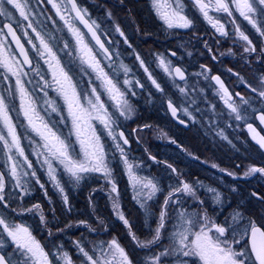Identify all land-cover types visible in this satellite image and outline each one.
<instances>
[{
  "label": "snow or ice",
  "instance_id": "6c2138e0",
  "mask_svg": "<svg viewBox=\"0 0 264 264\" xmlns=\"http://www.w3.org/2000/svg\"><path fill=\"white\" fill-rule=\"evenodd\" d=\"M45 3L52 5L73 38L74 43L71 47L67 41H62L63 46L58 49L71 58L67 68L57 55V50H54V44H59L61 41L51 33L43 34L34 27L33 18L43 15V13L34 11L29 0H0V17L16 23L17 28L24 36L28 37L27 43L35 50L37 56L44 60L51 71V80L49 81L44 78L38 68L33 69L39 75L40 81L43 82L38 86L40 92L44 93L41 99L47 105L44 109L45 115L58 113L61 120L66 119L55 100L49 99L47 96L46 89L54 87L66 106L71 125L67 134H64L58 130L55 122L49 123L39 115L36 98L28 91L22 79L29 75L28 72L23 71L24 66H31L33 61L17 35V29L13 28L11 22L4 24L3 27H0V68L5 70V80L8 79L7 73L16 79L15 88L9 85L5 89L7 96L0 93V159H3L8 169L7 175L13 181V189L19 190L26 196L33 190L30 185L35 183L47 196L45 183L41 182L33 161L26 155L22 136L13 119L12 101L18 95L20 105L17 115L22 114L27 121V128L31 129V132L35 133L39 140L32 139L27 131L24 136L34 146L33 155L36 156L40 168L44 170L47 183H50L59 194L65 211H72L68 190L80 187L92 174H99L108 186L106 189L102 187L100 190L107 191L113 215L125 226L135 248L145 254L139 264H264V226H262L264 219L261 223H257L251 215H246L243 202L238 203L220 222H217L224 206L230 203L229 197L225 196L220 189L211 185L206 186L199 179L191 181L185 179L180 170L167 162H165V167L168 178L169 180L175 179V184L165 185L163 178L158 175L139 174L142 170L140 165L129 159L125 148L126 145H129V139L119 128L122 120H131L136 114V110L128 98L129 95L136 96V91L132 90L133 87L144 90L145 85L140 83L139 79H129L132 69L123 61L114 65L112 62L113 53L101 39V35H107V33L101 32V25L92 18L87 7L81 6L77 0H36V7ZM150 3L165 30L193 29L195 27L194 18H190L186 14L184 0H150ZM192 4L215 30V33H218L222 38L229 37V29L226 23L210 15V12L214 10L216 13L226 14L227 23L231 25V33L234 37L233 44L241 45L245 54L251 55L257 52L255 44L241 29L234 13H238L260 37H264V28H262L264 25V0H192ZM15 12L19 13L18 18L14 16ZM106 15L114 22L115 18L111 10H106ZM79 25H83L87 29L88 37ZM4 29H7L6 33ZM28 29L35 33L36 39L39 41L38 45L29 36ZM114 31L124 38L125 43H128V37L118 23H114ZM9 36L15 41V45L19 49L18 55L23 58L22 62L17 59V54L10 51L11 45L7 43ZM89 41H94V44ZM261 43L264 45V40ZM129 47H131L130 44ZM94 48L97 50L94 51ZM73 52L77 54L74 57L72 56ZM226 54L234 55L231 49L227 53H220L221 56ZM175 55V52L170 53V56ZM100 56L110 61L109 71H105ZM259 56L264 57V46L260 48ZM135 57L140 67L143 68L150 85L160 93L161 106L166 107L173 117H176L178 113H183L190 122L198 123L194 113L202 114V110L199 107L192 108L197 99H203L209 104V109L215 111V105L207 101L205 89L199 87V78L201 77L208 82L209 88L214 89L213 95L223 102L228 109L229 116L234 117L235 120L245 119L241 115V111H247L253 103V100L236 93L235 95L240 99V103L237 104L221 76L211 74L212 69L207 65H201L199 72L188 74L181 66L174 65L165 54L155 53L153 59L156 67L162 69L171 86L179 93L174 102L149 71L148 65L140 54L135 53ZM212 59L215 60L216 56L213 55ZM77 61L81 66L86 65L95 73L94 80L88 81L90 87L82 91H78V82L74 81L73 76L70 75V72L73 71L71 65ZM80 70L85 71L83 67ZM227 71L231 73L232 69H227ZM87 74L85 71V75ZM121 74L124 76L122 81L119 79ZM132 75L134 76V73ZM190 76L196 78L197 82L189 84ZM235 76L242 84H246L252 93L256 94L255 100L264 105V73L257 78L255 87L247 84V81L239 73H235ZM96 81L99 82L98 85L95 83ZM180 82L183 83V86ZM121 84L126 86L123 90ZM101 92L112 102V111H109L101 99ZM151 102L152 94L149 92L146 103ZM190 108H192L191 111ZM261 112L259 119L264 122V108L261 109ZM93 121L99 122L103 134L111 139L112 147L120 154L134 193L133 200L136 201L144 217L147 234L143 237L133 231L132 223L123 211L120 203V190L113 178V169L110 166L109 153L106 151L101 133L97 132ZM180 123L185 124V120H180ZM152 127L151 124H144L133 131L151 130ZM247 127L259 148L264 149V136L257 133L251 124H248ZM216 128L218 129L216 134L227 140L224 130L219 129L218 125ZM166 137L167 133L161 130L160 138ZM172 143L175 141L173 140ZM189 155L192 154L189 153ZM112 157H115V152L112 153ZM149 158L160 163L155 156L150 155ZM194 158L199 159V157ZM212 167L216 168L218 165L213 164ZM220 171L226 170L220 169ZM227 174L229 176L236 175L232 172ZM257 174L264 176V166L251 164L237 178H250ZM5 175V172L0 171V203L7 207ZM201 189L204 192L203 197L199 194ZM230 191L236 192L237 190L231 188ZM160 195H163V200L159 203L157 212L154 210L153 204L156 203ZM250 195L264 204V195L257 192ZM19 199L22 200L23 196H20ZM209 201L210 203H208ZM49 202L51 203L50 198ZM89 206L95 212L91 196L89 197ZM209 208H213L211 214ZM20 211L39 213L40 221L46 228L48 227L49 221L41 204L35 203ZM49 211L52 212V219L55 220V208H50ZM261 215L264 217V213ZM95 219L98 225L107 231V222L100 216H96ZM152 220H155L154 227L151 223ZM80 225L86 226L90 233L98 231L88 221L80 220L69 223L64 228H57L56 232L48 229V235L54 237L56 233H63L66 229ZM246 237L248 239L244 246L234 247ZM164 241L167 243L165 244ZM72 245L78 256L77 260H73L72 254L65 249L62 242L51 243L46 249V246L33 235L29 226L15 223L0 213V264H137V261L130 256L129 251L115 236L111 240L101 242H92L81 237L73 240ZM7 246L11 247V251L7 250Z\"/></svg>",
  "mask_w": 264,
  "mask_h": 264
},
{
  "label": "flooded vegetation",
  "instance_id": "af4514ba",
  "mask_svg": "<svg viewBox=\"0 0 264 264\" xmlns=\"http://www.w3.org/2000/svg\"><path fill=\"white\" fill-rule=\"evenodd\" d=\"M29 1H31L30 4L32 3V5L36 6V0ZM77 1L80 2L81 6L88 8L92 18L101 25V32L107 33V35H101V37L103 38L105 45L113 53L112 62L117 60L123 61L132 69V73H134L132 78L139 79L140 83L145 85L144 90L135 86L133 89L137 90L134 101L139 104L144 100V117L147 120L144 121L143 118L142 120L137 121L136 112L130 131L126 128L123 130L129 139V150L132 149L143 156L141 159H133L132 157L130 159L134 163L140 165L141 169H145V175L151 174L162 177L165 185L168 183H176L175 179L169 180L168 178V172L165 167V162H167L180 170L185 179L189 181L199 179L200 181H203L206 186L211 185L220 189L225 196L229 197L230 203L224 206L223 211L217 218V222H220L225 215L237 206L238 203L243 202L245 214L251 215L257 223H261L262 219H264L261 215V213H264V204H261L260 201L253 198L250 194L257 192L264 195V176L257 174L250 178L237 177L251 164L264 166V149L259 148L256 141L253 139V134L247 127L248 124H251L257 133L264 136V122L259 119L262 114L261 109L264 108V105L255 100L256 94L252 93L246 84H242L235 76V73H239L240 76L247 81V84H251L253 87L256 86L257 78L260 74L264 73V57L259 56V50L264 46L261 43V41L264 40V37H260L251 25L244 21L238 13H234L237 22L241 25V29L245 31L250 39H252L253 44H255L257 48V52L252 53L251 55L243 53L242 46L239 44H233L232 42L234 37H232L231 25L227 23L228 18L226 14L216 13L214 10L210 12V15H213L214 17L219 18L221 22L226 23V26L229 29V37L222 38L218 33H215V30L211 25L195 9L192 0H184V3L186 5V14L195 20V27L193 29L169 30H165L162 22L158 19L150 0H122V3L121 0H109L106 4L100 6H97L92 0ZM104 1L105 0H103V2ZM142 7L146 8L147 15H145ZM38 8L40 9V7ZM48 9L51 12L52 10H55L51 4L45 3L41 5V11L43 10L44 14H47ZM106 10L112 11L115 18L114 22L107 17ZM132 11H134L133 15H131ZM123 14H127V22L133 20L135 27L132 28L127 24H119V21L122 20L121 16ZM18 17L19 13L17 15V18ZM136 17L142 18L143 23L137 22ZM7 21L9 20L0 17V27H3ZM115 22L120 25L126 36L128 33L138 31L139 38H130L127 36L128 43H125L124 38L121 37L119 33L115 32L113 35L111 32L114 31V27L112 26ZM13 23L31 55L34 62L33 69L38 68V70L41 71V65L45 66L46 64L44 61L41 62L36 58L37 54L35 50L27 43L28 37L23 35V33L17 28L15 22ZM33 25L36 27L35 24ZM37 26L40 27L39 25ZM262 28H264V25H262ZM81 30L85 33L86 37L89 36L85 29L81 27ZM28 33L33 42L38 45L39 41L36 39L35 33H33L31 29H28ZM66 38L69 37L67 36ZM67 42L71 45L74 43L73 38L71 37ZM89 42L94 44L93 41ZM7 43H10L9 40ZM129 44L131 47H129ZM140 44H143L146 49L145 51H143L142 47H139ZM205 44H207V47H205ZM209 49H211V51H209ZM229 49L232 50L234 55H220V53H227ZM96 50L97 49L94 48V51ZM171 52H175L176 55L170 56ZM135 53H139L141 58L145 60V63L149 67V71L152 72L153 76L165 89V92L173 98L174 102L179 93L171 86L162 69L156 67L153 55L155 53L165 54V56L172 60L174 65L181 66L188 74L199 72L201 71V65H207L212 69L211 74L221 76V79L224 80L229 91L232 92L237 104L240 103V99L235 95L236 93H240L241 96L253 100V103L247 111H241V115L244 116L245 119L237 121L234 117H230L228 109L223 102L213 95L214 89L209 88L208 82L204 81L201 77L199 78V87L205 89L207 101H210L211 104L215 105V111H211L209 109V104L203 99H197L196 104L192 105V108L199 107L202 110V114L194 113L199 122L192 123L188 117L183 113H180L178 115L179 118L186 121L185 124H181L171 117L166 107L161 106L160 93L150 85L143 68L140 67L139 62L136 60ZM188 53H191V55H188ZM213 55L216 56L215 60L212 59ZM99 58L101 59V64L104 65L106 69V65H109L110 61L103 59L102 56ZM33 69L26 70L29 75L26 76L27 78L22 77V79L24 80V83H26V79L28 82L31 81V83H29L30 86L32 85L34 88L36 87L38 89V85L41 84V81L40 77L37 76V72L33 71ZM46 69L48 73H50L51 80V71L48 69V66ZM227 69H232V72H228ZM84 70L88 73L87 75H85V71L83 73L87 78L88 76H95V73H93L90 68H87V66H85ZM23 71H25V69H23ZM5 74V70L0 68L2 82H12L15 85L16 78L11 76L10 73H7L8 79L5 80ZM119 79L121 81V75ZM85 81L86 79H83V82ZM196 82V78L189 77V84H194ZM87 83L88 82H85L83 86L86 87ZM180 83L181 86H183V83ZM78 84L80 86L82 85L79 82ZM53 89L55 90L54 87ZM98 91H100V89ZM149 92L152 94V102L146 103ZM55 95L57 94L55 93ZM101 97L105 102V105L109 108V111H112V107L109 106L112 102L108 100L103 92H101ZM192 108L190 110H192ZM144 124H151L153 127L151 130L143 129L142 131H133L137 129L138 126H143ZM216 125L219 126V129L224 130L227 140L216 134L218 131ZM95 127L98 133H102L100 126ZM171 128H174L172 131L175 134L169 132ZM121 129L123 128H120V131ZM161 130L164 133H167L166 138H160ZM127 131L134 135V139ZM173 140L175 143H172ZM202 143L209 144V150H207ZM189 153L192 155L190 156ZM150 155L155 156L160 163L152 161L149 158ZM194 157H199V159H195ZM113 161L114 162L110 163L111 165L113 163L119 165L116 162V159ZM213 164L218 165V167H212ZM220 169H225L226 171L222 172ZM228 172H232L236 175L229 176L227 174ZM41 182L45 183L47 196H45L44 191L39 185L33 183L30 185L33 187V194L25 196L23 193L19 192L18 200L15 204L7 202L8 206L5 207L3 203H0V213H3L15 223H23L26 226H29L32 229L33 235H35L36 238L46 246V249L51 243L62 242L64 246H66L65 249L72 254L74 260L75 251L72 249V241L75 238V233H84L85 235H90L91 233L86 226H83L82 228L73 227L66 229L63 233H56L54 237H49L48 229L56 232L57 228H64L65 225L74 223L72 219L73 212L65 211L61 198L53 195L54 190L50 183H47L46 180H41ZM105 183L106 181L102 179L99 185L95 187H103L106 189L104 186ZM231 188H235L237 191L232 192L230 191ZM165 190L167 191V188ZM103 192L107 194L106 190ZM199 194L203 197L204 192L202 189ZM20 196H23L22 200L19 199ZM49 198L51 203L49 202ZM162 200L163 195H160L156 202L160 203ZM35 203L41 204L43 208L44 214L49 221L47 228L40 221L39 213L20 211L22 208L31 207V205ZM208 203H210V201ZM107 204L110 205L109 199L108 203H106V200L104 202V215L102 218L108 222V227H111L106 214L107 212L113 214V211L111 206L107 210ZM189 204H191V201H189ZM50 208H55V220L52 219L53 214L49 211ZM105 210H107V212H105ZM212 211L213 208H209L210 214ZM76 213L83 214V211L76 209ZM124 213L127 218L130 219L128 212L124 211ZM86 221H88L92 227L98 229L97 233L99 232L101 235L104 234L105 230L97 227L93 221ZM131 222L133 224L134 220H131ZM262 226H264V224H262ZM117 235L120 243L124 245L123 238L120 237L121 233H118ZM92 238L95 239V237ZM247 239L248 238L246 237L244 240H241L240 243L234 245V247L239 248L244 246L247 243ZM7 250L11 251V247L7 246ZM126 250L128 249L126 248ZM129 254L132 257L130 251Z\"/></svg>",
  "mask_w": 264,
  "mask_h": 264
},
{
  "label": "rangeland",
  "instance_id": "374dc122",
  "mask_svg": "<svg viewBox=\"0 0 264 264\" xmlns=\"http://www.w3.org/2000/svg\"><path fill=\"white\" fill-rule=\"evenodd\" d=\"M31 5H32V3H31ZM32 6H33V10L36 11L37 13H43V10L41 11V5L39 6L40 9L38 7H36L35 5H32ZM17 15H18V12H15L14 16L17 17ZM56 16H58V15L56 14L55 10H52V12H51L48 9L47 14L43 13V15H39L37 17H34L33 18V24L39 25L40 27H37V29L39 31H41L43 34L51 33L52 35L57 37L59 41H61V43H59V44H54V50H57V55L60 57L61 62L67 68L69 66V62H70L71 58L65 52L59 51L58 49L63 46L62 41H67V40L71 39V35L68 33L66 27H64V22L60 19L59 16H58V19H56ZM53 21H55V23H53ZM12 22H14V21H12ZM106 23H108V22H106ZM25 24H26V22H25ZM41 25H43V28H41ZM111 33L113 35L115 34L114 31ZM67 36L69 38H66ZM72 44L70 45V47L72 46ZM139 47H142L143 51L146 50L144 48L143 44H140ZM10 51L12 53H14L12 48H10ZM76 55L77 54L75 52L72 53L73 57ZM36 58L39 61L43 62V59L40 58L39 56H36ZM119 62H120V60L115 61L114 65L119 64ZM71 66L73 68V71L70 72V75L73 76V80L78 81L79 83L82 84L81 86L79 84H77L78 91H82L83 89H88L90 87L89 83H87L86 87H84L83 85L85 82H88L89 80H94V77L88 76V78H87L83 74L84 71L80 70L81 67L85 68L86 65L81 66L79 64V62L77 61L75 64H72ZM43 67L41 69L42 70L41 74L46 76L47 71ZM105 71H109L108 64L106 65ZM110 74H111V72H110ZM132 76H133L132 74H129V79H133ZM83 79H86V81L83 82ZM123 79H124V76H123V74H121V81ZM42 83L43 82L41 81V84ZM95 83L98 85L99 82L96 81ZM9 85H11L13 88H15V86L10 84V82H6V83L2 82V79L0 77V93H4L7 96V92L5 91V89L8 88ZM25 86L27 87L28 91L30 93H32V95L36 98V102L39 106L38 107L39 115L43 116L45 118V120H47L49 123L55 122V124L58 126V130L63 132L64 134H67V132L69 131L70 125H71V119H70V117H68L66 106L64 105V102H63L62 98L58 95V93L53 88H47L46 89L48 98L55 100L56 104L59 105L60 112L63 113V116L66 118L65 120H61L60 115L58 113H49L48 115H45L44 109L47 107V105H45L43 103V100L41 99L44 96V93L40 92L39 88L37 89L36 87L34 88L32 85L30 86V84L27 80H26ZM29 86H30V88H29ZM125 87L126 86L122 85V90ZM98 90H99V88H98ZM132 90L137 91L136 89H132ZM55 93L57 95H55ZM135 97L136 96L129 95L128 98H129L130 102L132 103V105L134 106V108L137 112V117H136L137 121H140L144 118V112H145L144 100L141 101L139 104H137L134 101ZM101 99H102V97H101ZM19 105H20L19 96L16 95L12 101V114H13L14 121L17 123V130L22 136V144H23V147L25 148V153H26V155L29 156V159H31L33 161L34 167L37 169V175L40 176V179L43 181H45V180L47 181V177L44 174V170L42 168H40L36 156L33 155V147L34 146L31 144L30 140L24 136V133L27 131L29 133V135L31 136V138L34 140H37V141L39 140V137H37L35 135V133H32L31 129L27 128V121L22 116V114L19 116L17 115V112L19 111ZM109 106H111V105H109ZM185 106H187V105H185ZM134 116H133V118H134ZM133 118L131 120H127V121L122 120L121 124H120V128H123V129L126 128L128 131H130V127L134 122ZM93 124L95 126H100V130L102 131L101 138L105 144L106 151H108V153H109L110 163L114 162L113 160L116 159V162L119 164V165H117L116 163H113L112 165H115V164L116 165L112 166L110 164V166L113 169V178L116 180V183L119 184V186H120V191L122 194V198H121V194H120V203H121L123 210L128 212L130 221L134 220V224L132 225L133 231H135L137 233V235L143 237L147 234L146 229L144 227V217L142 216L141 210L139 209L136 201L132 200L134 193L132 191V188H131V185L129 182V177H128L126 168H125L122 160L120 159V154L118 151H115V149L112 147L111 139L109 137H107L106 134H103L102 126L99 124V122L93 121ZM120 128H119V130H120ZM128 134L131 137H133V139H134V135L132 133L128 132ZM72 139H75V137H72ZM126 151H127L128 156L130 158L131 157L133 159L143 158L142 154H138L132 149L129 150L126 148ZM113 152H115L114 158L112 157ZM3 164H4L3 159H0V171H3V169L5 168L3 172H5V174H6L5 175L6 200H7V202H11V204H15L18 200L19 190L13 189V187H12L13 181L8 177V175H7L8 169H7L6 165L4 167ZM139 174L145 175V169H142ZM102 179L103 178L101 176H99V174H92L91 177L87 181L83 182L80 185V187L68 190L69 200L71 202V207H72V212H73L72 219L74 222H77L80 220H89V221H93L97 227H100L98 225V222L95 219V217L100 216L102 218V216L104 215L103 212H104L105 200H106V203H108V195L100 190L101 187H95V186L99 185V183ZM104 186H105V188L108 187L106 183L104 184ZM31 188L33 189V187H31ZM93 189H96V191H93ZM30 194H33V190L30 192ZM53 195L55 197L60 198V196L56 190H54ZM90 196H91V199L95 205V212H93L89 206V197ZM123 201H127L129 203L128 207L123 204ZM150 203H152V202H150ZM153 208H154V210H156L158 212L159 211V203H157V202L154 203ZM76 209L82 210L83 214L82 213H76ZM154 222H155V220H152V222H151L153 227L155 226ZM83 226L84 225H80L78 228H82ZM101 229L104 230L103 228H101ZM114 236L117 237L118 235L111 233V227L109 226L107 231H105L104 234H102V235L99 234V232L98 233L97 232L91 233L90 235H85L84 233H75V235H74L75 238L73 240H77V239H80L81 237H85L88 241L101 242V241L111 240L112 237H114ZM92 237H95V239H93ZM120 237L123 238V243H125L124 245L130 251L132 258L135 261H137V264H139V261L142 260L144 255H145L144 252L135 248V246L132 244V242L129 238V235H128V232L126 229L124 232L121 233ZM164 243L166 244L167 241H164ZM64 247H66V246H64ZM72 249L74 250L73 245H72ZM77 259H78V256L75 253L74 260H77ZM170 259H175V258H170Z\"/></svg>",
  "mask_w": 264,
  "mask_h": 264
},
{
  "label": "bare ground",
  "instance_id": "6f19581e",
  "mask_svg": "<svg viewBox=\"0 0 264 264\" xmlns=\"http://www.w3.org/2000/svg\"><path fill=\"white\" fill-rule=\"evenodd\" d=\"M93 2H95L96 3V5L97 6H100V5H102V4H106L109 0H105L104 2H103V0H92ZM143 8V11H144V13H145V15H147L148 13H147V10H146V8L145 7H142ZM133 10V9H132ZM134 14V11H132L131 12V15H133ZM137 18V22H141V23H143V19L142 18H140V17H136ZM121 19L122 20H120L119 21V24H127V25H129L130 27H135V25H134V23H133V20H131V22L130 21H126V19H127V14H123L122 16H121ZM116 23V22H115ZM127 25H126V28H127ZM124 26V25H123ZM112 27H114V25L112 26ZM111 27V28H112ZM115 32V31H114ZM138 31H133V32H131V33H128L127 34V36L128 37H130V38H139V36H138ZM44 78L46 79V80H48V79H50V73H48L46 76H44ZM150 119V118H149ZM147 119L144 117V121H146ZM150 120H152V119H150ZM172 129H174V128H171L170 130H169V132L170 133H173V134H175L173 131H172ZM202 145L205 147V148H207V150H209V144H206V143H202ZM4 165V167H5V164H3ZM119 188V187H118ZM132 200H133V198H132ZM123 204L125 205V206H127L128 207V205H129V203L127 202V201H123ZM108 205V204H107ZM110 206L111 205H108V207H107V210L110 208ZM107 210H105V212H107ZM110 215V216H109ZM106 216H107V218H108V220H109V222H110V224H111V233H113V234H120V233H122V232H124L125 231V229H124V227L125 226H123V224L119 221V220H117L116 218H115V216L111 213V212H107V214H106ZM130 220V219H129ZM131 222V221H130ZM132 223V222H131ZM155 223V222H154ZM134 224V223H133ZM132 224V225H133Z\"/></svg>",
  "mask_w": 264,
  "mask_h": 264
},
{
  "label": "water",
  "instance_id": "95a60500",
  "mask_svg": "<svg viewBox=\"0 0 264 264\" xmlns=\"http://www.w3.org/2000/svg\"><path fill=\"white\" fill-rule=\"evenodd\" d=\"M14 44H15V41H14ZM16 46V45H15ZM18 49V48H17ZM19 50V49H18Z\"/></svg>",
  "mask_w": 264,
  "mask_h": 264
}]
</instances>
